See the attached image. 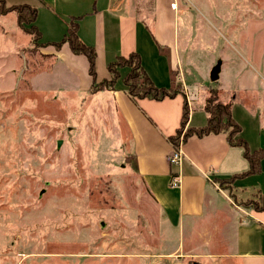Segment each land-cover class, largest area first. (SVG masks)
<instances>
[{
    "label": "rangeland",
    "instance_id": "obj_1",
    "mask_svg": "<svg viewBox=\"0 0 264 264\" xmlns=\"http://www.w3.org/2000/svg\"><path fill=\"white\" fill-rule=\"evenodd\" d=\"M170 1L180 58L172 87L190 86L199 102L216 91L240 119L256 116L264 149V0H167L168 14ZM128 4L151 23L153 0ZM39 44L14 13L0 16V264H223L176 252L179 230L139 176L114 101L78 89Z\"/></svg>",
    "mask_w": 264,
    "mask_h": 264
},
{
    "label": "crops",
    "instance_id": "obj_2",
    "mask_svg": "<svg viewBox=\"0 0 264 264\" xmlns=\"http://www.w3.org/2000/svg\"><path fill=\"white\" fill-rule=\"evenodd\" d=\"M5 1L8 7L37 8L35 25L42 35L40 43L46 45L41 48L42 52L66 65V72L77 84L79 82L78 89L114 101L117 118L122 119L129 132L139 176L162 209L166 224L179 230L176 252L200 263L206 260L223 264H264V210H258L255 204L245 205L218 185L219 180L249 170L243 149L231 146L226 134L192 136L179 146L180 164L172 166L168 161L174 152L169 137L181 126L185 100L190 107L188 127L200 128L208 120L204 110L207 97L199 102L197 92L188 86L174 98L132 100L122 81L127 68L120 70L121 79L113 90L93 93L88 59L74 54L67 43L60 49L53 45L67 35L71 19L79 18L78 36L96 49V69L101 78H109L107 67L116 57H128L137 52L154 84L170 88L180 68L175 3L170 1L168 14L167 0H153V18L149 24L145 16L140 18L132 12L129 0ZM85 76L92 80L89 88H83L79 81ZM87 83L90 84L86 81L84 85ZM232 114L241 128L248 125L257 135L252 143L251 135L246 136L242 128L241 136L250 149H263L257 142L262 134L257 117L246 112L241 113L240 119L235 108ZM116 125L120 131L119 122ZM172 175L179 176V186H171ZM235 187L238 192H258L259 204L264 208V160L258 174L237 179Z\"/></svg>",
    "mask_w": 264,
    "mask_h": 264
},
{
    "label": "trees",
    "instance_id": "obj_3",
    "mask_svg": "<svg viewBox=\"0 0 264 264\" xmlns=\"http://www.w3.org/2000/svg\"><path fill=\"white\" fill-rule=\"evenodd\" d=\"M10 13H14L16 15L19 29L24 31L27 35H30L33 38V41L39 42L41 40L42 35L35 25L38 17L37 8L30 5H15L8 7L5 0H0V16L8 15ZM78 21L79 18H72L68 25L67 35L62 41L54 43L53 45L57 49H60L62 45L67 43L74 54L83 55L88 59L89 73L93 79V93L104 89L113 90L117 82L121 79L120 70L125 68L128 69V72L123 77L122 81L126 87L127 95L132 100L148 98L161 101L166 98H174L176 95L181 93L176 91L173 87H157L146 73L142 65V58L137 52L131 53L128 57H116L114 61L108 64L107 69L109 78L102 82H98L96 73L97 52L94 47L86 45L79 38ZM39 45L40 48L46 46L42 44ZM204 110L208 114L207 124L200 128L188 127L190 107L187 100H185L181 126L174 136L169 137V141L175 149L179 148L181 144L185 143L192 136L205 137L211 134H226L227 140L231 146L243 149L244 157L249 163V170L244 174L235 175L230 179L218 181L223 190H227L230 196L237 199L235 181L239 178L255 175L260 172L262 161L264 160V149L255 151L250 149L247 141L241 136V126L233 117L232 104L222 102L216 91L209 92V97L206 100ZM255 194L257 196L254 202H252L251 199L244 202V204H255L258 210H264V208L259 204L258 192Z\"/></svg>",
    "mask_w": 264,
    "mask_h": 264
},
{
    "label": "built area",
    "instance_id": "obj_4",
    "mask_svg": "<svg viewBox=\"0 0 264 264\" xmlns=\"http://www.w3.org/2000/svg\"><path fill=\"white\" fill-rule=\"evenodd\" d=\"M182 160V153L179 148H175L174 152L169 157L170 165H178ZM179 176L172 175L171 177V186L177 187L179 186Z\"/></svg>",
    "mask_w": 264,
    "mask_h": 264
},
{
    "label": "water",
    "instance_id": "obj_5",
    "mask_svg": "<svg viewBox=\"0 0 264 264\" xmlns=\"http://www.w3.org/2000/svg\"><path fill=\"white\" fill-rule=\"evenodd\" d=\"M220 70H221V62H219L211 71L210 79L212 82H216L219 80ZM58 145H60V143Z\"/></svg>",
    "mask_w": 264,
    "mask_h": 264
}]
</instances>
